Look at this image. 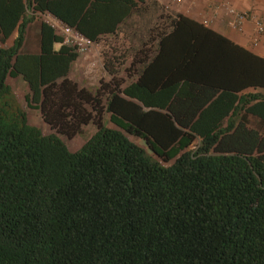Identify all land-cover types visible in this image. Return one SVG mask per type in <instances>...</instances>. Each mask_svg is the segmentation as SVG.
I'll list each match as a JSON object with an SVG mask.
<instances>
[{"label":"trees","instance_id":"trees-1","mask_svg":"<svg viewBox=\"0 0 264 264\" xmlns=\"http://www.w3.org/2000/svg\"><path fill=\"white\" fill-rule=\"evenodd\" d=\"M88 1L0 0V264H264V59L166 14L148 62L108 53L106 79L70 97L52 29L38 23V54L19 50L34 10L93 42L131 4ZM14 73L51 133L28 123Z\"/></svg>","mask_w":264,"mask_h":264},{"label":"crops","instance_id":"crops-1","mask_svg":"<svg viewBox=\"0 0 264 264\" xmlns=\"http://www.w3.org/2000/svg\"><path fill=\"white\" fill-rule=\"evenodd\" d=\"M129 1L131 4L126 7L125 10H120L117 14L112 13L110 15L113 16V18L110 22L109 32H107L103 26L96 28V22L94 23V28L90 31V35L94 39V48L87 56L80 57L75 55L72 51L62 47V54H70L72 56V58L68 59L64 76L67 82L62 86L64 89L70 91V97H72L75 90L78 89H83L85 92L89 93L94 91V87L93 89L88 87L90 83L86 80H88L90 76L87 78V75L94 69L95 80H98L97 60L98 58L99 60L101 59L100 55L104 56L108 54L107 51L109 47L114 49L113 53H115V55H121L120 59L125 65L132 60L138 61V59H142V63L148 62L153 56L152 50L155 49L158 39V34H156L155 31L161 30V27L163 29L165 23H167V13H162L159 4L151 0H142V2H137L136 0ZM93 3V0L88 1L86 7ZM226 7L253 14L264 24V0H178L176 2L173 0L168 10V20L176 19L181 15L190 20L200 22L213 32L264 59V43H252V38L254 37L252 23L247 20L241 31H236L228 27L226 24L227 16L225 15ZM37 12V10H34L31 14L29 12L25 13L33 16ZM38 31L39 24L34 18L25 25L24 39L19 50L20 54H38ZM261 39L264 40V33ZM60 47L58 42L52 45L54 52H58ZM140 47H150L149 49H151V51L148 55L141 54L139 57L132 58L130 53H133ZM143 65L134 67L135 71H133V68L130 69L126 76V83H129V81L133 80L140 73ZM105 75L106 73L104 71L103 77ZM9 79H14L15 85L22 93V99L25 104L32 111L38 113L37 106L31 101L27 86L20 76L14 73L6 79V84L12 91V86L7 82ZM58 84L59 82L57 80L54 90L57 89L59 93ZM246 121L252 127H258L260 123L258 118L251 115H246Z\"/></svg>","mask_w":264,"mask_h":264},{"label":"built area","instance_id":"built-area-1","mask_svg":"<svg viewBox=\"0 0 264 264\" xmlns=\"http://www.w3.org/2000/svg\"><path fill=\"white\" fill-rule=\"evenodd\" d=\"M159 4L161 11L167 13L170 3L173 0H151ZM175 2L178 0H174ZM225 15L227 16L226 24L228 27L241 31L244 23L249 20L253 25L252 43H264L261 39L264 33V24L253 14L234 10L231 7H226ZM34 18L38 19L41 23L48 26L59 38V44L63 47L69 48L76 55L80 57L87 56L93 49L94 44L91 40L82 35L79 31L63 23L58 18L50 15L47 12H37Z\"/></svg>","mask_w":264,"mask_h":264},{"label":"rangeland","instance_id":"rangeland-1","mask_svg":"<svg viewBox=\"0 0 264 264\" xmlns=\"http://www.w3.org/2000/svg\"><path fill=\"white\" fill-rule=\"evenodd\" d=\"M33 18H34V16H33ZM34 20L37 21L38 23L40 22L36 18H34ZM5 44H9V40ZM92 51H93V49H92ZM96 51H97V49H96ZM107 52L115 55V53H113L114 49H112L110 47H109ZM98 54H99V52H98ZM113 55H109V54H105L104 56L100 55L101 59L99 60V58H98V60H97V62H98V74H97L98 75V80H97L98 83L95 80L96 78L94 77V69H92L93 71L90 72L87 75V78H88V76H90V78L88 80H86V81H88L90 83V86H88L89 88H91V89H93V87L97 88L99 86V84H100V81H104L106 79V75L103 77V74H104V63L106 62V60H107V58L109 56H113ZM95 56H97V55H95ZM102 57H105V58H102ZM115 70H117V69L115 68ZM120 73H121V71L119 70L118 71V75H120ZM7 82L12 86V93H13V95L15 94L16 101H18L17 103L22 107V109L26 113V117L28 119V123L30 125H34V126L38 127L40 129V131L42 132V134L51 133L52 131L43 122V120L41 119L39 114L37 112L32 111L25 104V102L22 99V93L18 90L17 86L15 85L16 83L14 82V79H9V81H7ZM107 126L112 127L109 124ZM93 132H94V127H93V125L91 123H89L87 125L81 126L80 127V132L78 134H76L75 136H73L72 138H70V139L67 138L66 139L64 137H61V139L65 143V145L67 146L68 150L73 151V150L77 149L85 141V139L88 136H90ZM126 136H128V138L130 140L134 141L137 145H141L142 146V142L140 140L135 139V138H133V137H131L129 135H126Z\"/></svg>","mask_w":264,"mask_h":264},{"label":"clouds","instance_id":"clouds-1","mask_svg":"<svg viewBox=\"0 0 264 264\" xmlns=\"http://www.w3.org/2000/svg\"><path fill=\"white\" fill-rule=\"evenodd\" d=\"M160 7V6H159ZM163 13V12H162ZM167 14H168V12H167ZM41 23V22H40Z\"/></svg>","mask_w":264,"mask_h":264}]
</instances>
